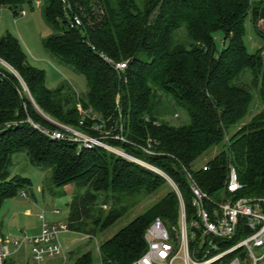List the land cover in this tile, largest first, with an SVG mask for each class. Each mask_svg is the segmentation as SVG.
Listing matches in <instances>:
<instances>
[{
	"label": "trees",
	"instance_id": "obj_1",
	"mask_svg": "<svg viewBox=\"0 0 264 264\" xmlns=\"http://www.w3.org/2000/svg\"><path fill=\"white\" fill-rule=\"evenodd\" d=\"M25 1L0 0V8L15 13ZM40 1L52 30L42 46L56 64L83 77L86 94L77 95L67 84L49 89L44 71L30 66L19 41L9 33L0 38V60L17 76L0 67V210L30 185L9 173L13 155L25 153L33 166L50 169L55 188L75 185L82 191L67 205L68 228L91 239L125 217L135 198L164 192L98 246L100 264H131L145 252L144 234L154 219L169 228L179 219L177 196L158 173L97 147L77 151L25 123L29 117L54 129L32 108L18 79L37 108L60 124L93 137L102 136L101 129L92 130L99 122L104 131L117 132L122 125L126 142H105L168 176L180 191L187 219L192 207L185 170L212 198H264V51L250 54L243 42L248 17L264 40L257 28L264 21V0ZM75 18L79 27H71ZM217 32L224 36L220 52L213 41ZM109 61L126 62V69L116 72ZM247 73L250 82L243 81ZM178 109L188 123L174 126L170 116ZM148 141L152 154L144 152ZM215 147L205 163L209 170L202 171L198 160ZM229 165L241 186L235 193L225 188ZM4 264L15 263L8 258ZM75 264H93L91 253Z\"/></svg>",
	"mask_w": 264,
	"mask_h": 264
},
{
	"label": "built area",
	"instance_id": "obj_2",
	"mask_svg": "<svg viewBox=\"0 0 264 264\" xmlns=\"http://www.w3.org/2000/svg\"><path fill=\"white\" fill-rule=\"evenodd\" d=\"M20 15L24 17L25 12H21ZM80 25V21L76 18L71 21V27ZM262 59L264 61V52ZM108 63L116 72L123 71L127 65L126 62L109 61ZM20 84L24 95L38 116L54 127L53 130H49L27 117L25 123L33 129L50 140L70 143L77 151L97 147L137 163L158 173L173 188L179 205L178 224L169 228L159 218L154 219L144 234L145 252L131 264H260L264 259V251L258 256L254 253V249H264V198L240 197L230 200L225 199L223 194H220L218 199L212 198L200 189L192 175L185 170L192 207L191 216L187 219L180 191L168 176L105 142L107 139L120 143L126 142L122 135V125L117 127V132L115 129L104 131L103 123L99 122L92 125V130L100 131L101 129L102 136L93 137L82 130L60 124L43 114L34 104L21 81ZM82 115L96 122L98 120L85 111H82ZM174 117L176 118L177 115L175 114ZM80 125L82 126V123ZM150 146L151 143L148 141L147 148L144 149L146 154H152ZM201 170L208 171L209 167L204 164ZM225 188L229 193H235L241 188L236 171L231 165L228 166ZM21 196L25 194L22 193ZM54 213L58 214L59 210H55ZM39 220L42 224L41 233L24 241L31 246L34 264H41L46 259L59 257L67 250L58 244L57 238L59 234L69 231L68 225L48 224L43 216H40ZM240 221L243 222L242 229H240ZM245 231L247 233L243 235L242 232ZM235 236H240V240L230 247L221 248V243L232 241ZM9 256L6 242L0 239V264H4Z\"/></svg>",
	"mask_w": 264,
	"mask_h": 264
},
{
	"label": "rangeland",
	"instance_id": "obj_3",
	"mask_svg": "<svg viewBox=\"0 0 264 264\" xmlns=\"http://www.w3.org/2000/svg\"><path fill=\"white\" fill-rule=\"evenodd\" d=\"M27 1L15 13L11 12L8 8H0V38L9 33L19 41L30 66L44 71L46 86L49 89H56L62 84H67L72 87V90L77 95H85L86 86L83 77L69 67L56 64L55 61L51 60L42 46V41L52 34V30L45 24L43 18L42 2L37 0L30 6ZM21 12H25L26 16L22 17L20 15ZM257 28L264 32V21L258 22ZM245 32L243 42L248 53L254 54L260 48L264 51V40L256 34L251 25L250 17L245 21ZM223 37V34L220 32L213 35L217 52H220L224 48ZM0 67L16 76L15 71L1 60ZM18 80L20 82V79ZM250 80L251 76L247 73L243 77V81L250 82ZM21 89L23 91L22 86ZM262 107L263 105H259L256 111L245 118L244 122H248ZM175 113L178 115L177 118L173 117ZM170 120L174 126L188 123L187 114L181 109L173 111ZM33 122L40 124L37 121ZM242 125H239V127ZM217 151V147L207 151L198 160V167L211 159ZM9 173L12 177L19 176L28 179L30 185L26 186L23 192H19L14 198L4 202L0 210V235L6 242L11 261H14L16 264H34L31 246L24 241L41 233L42 224L39 217L43 216L45 222L48 224L68 225L69 210L67 205L74 196L82 193V191H79V188L75 185L55 188L51 184L50 169L33 166L25 153L13 155ZM165 182L171 188L168 181L165 180ZM22 193L25 196H21ZM163 194L164 192H160L148 198L142 196L135 198L136 203L130 207V211L125 217L104 232L98 233L93 239L90 236L70 231L59 234L57 242L63 249L67 248V250L63 255L46 259L41 264H75L76 260L87 252L91 253L93 264H100L97 251L98 246L113 236L120 228L127 225L134 217L148 210L161 199ZM109 208L110 203L104 210L107 211ZM55 210H59V213L55 214ZM263 251L264 249H254V253L257 256L261 255ZM260 264H264V259Z\"/></svg>",
	"mask_w": 264,
	"mask_h": 264
},
{
	"label": "crops",
	"instance_id": "obj_4",
	"mask_svg": "<svg viewBox=\"0 0 264 264\" xmlns=\"http://www.w3.org/2000/svg\"><path fill=\"white\" fill-rule=\"evenodd\" d=\"M25 16H26V14H25ZM37 234V233H36ZM35 235V234H34ZM0 239H2L3 240V238H2V236L0 235ZM4 241V240H3ZM5 242V241H4ZM9 258H10V256H9ZM14 262V261H13ZM15 263V262H14ZM16 264V263H15Z\"/></svg>",
	"mask_w": 264,
	"mask_h": 264
},
{
	"label": "water",
	"instance_id": "obj_5",
	"mask_svg": "<svg viewBox=\"0 0 264 264\" xmlns=\"http://www.w3.org/2000/svg\"><path fill=\"white\" fill-rule=\"evenodd\" d=\"M9 10H10V8H9Z\"/></svg>",
	"mask_w": 264,
	"mask_h": 264
}]
</instances>
